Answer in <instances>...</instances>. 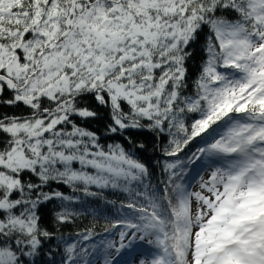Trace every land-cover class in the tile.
<instances>
[{
	"label": "snow or ice",
	"instance_id": "obj_1",
	"mask_svg": "<svg viewBox=\"0 0 264 264\" xmlns=\"http://www.w3.org/2000/svg\"><path fill=\"white\" fill-rule=\"evenodd\" d=\"M0 264H264V0H0Z\"/></svg>",
	"mask_w": 264,
	"mask_h": 264
},
{
	"label": "trees",
	"instance_id": "obj_2",
	"mask_svg": "<svg viewBox=\"0 0 264 264\" xmlns=\"http://www.w3.org/2000/svg\"><path fill=\"white\" fill-rule=\"evenodd\" d=\"M92 207H102V203L101 205H97L95 202H92L91 204ZM81 223L83 225H87V226H92V225H95L96 229L98 231H102L103 230V227H104V222L103 220L101 219L99 222H97L96 220H94L92 217H86L85 219H83L81 221Z\"/></svg>",
	"mask_w": 264,
	"mask_h": 264
}]
</instances>
